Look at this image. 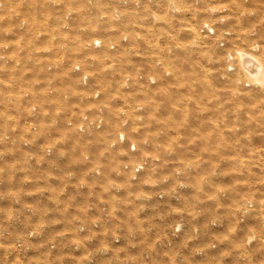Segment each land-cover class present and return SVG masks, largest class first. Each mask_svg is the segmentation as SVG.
<instances>
[{
  "label": "rangeland",
  "instance_id": "obj_1",
  "mask_svg": "<svg viewBox=\"0 0 264 264\" xmlns=\"http://www.w3.org/2000/svg\"><path fill=\"white\" fill-rule=\"evenodd\" d=\"M20 1L23 0H0V9L4 7V11H0V46L9 44L12 59L9 64L0 60V141L6 142L0 145V177L9 185H1L5 198L0 200V207L10 208L12 196L21 194L26 201L19 207L29 202L34 213H26L28 223L22 221L20 225L7 224L5 217L0 219V264H45L46 261H50L48 264H79L80 256L97 249L91 238L84 237V243H78L71 235L65 220L72 219L70 215L75 216L71 212H76L75 217L83 218L86 201H82L80 193L72 194L62 189L60 180L66 176L68 180L86 185L89 179L85 170H93L100 164L102 173L95 177V192L89 195V201L98 200L103 206L102 216L109 238L119 237L115 239L116 245L108 248L110 252L101 246L104 254H109L103 264H141V255L145 261L151 262L148 259L152 254L148 250L157 246L160 251L155 254L157 261L153 264H264V88L242 87L246 88L241 91L244 94H237L240 91L236 89L239 87L236 77L248 78L249 73L242 69L228 71L227 48L219 47L218 34L210 36L209 47L205 46V36L198 30L201 19L216 14L225 4L229 14L227 22L233 29L231 47L233 37L237 36L235 43L240 45L239 49L251 51L254 38L249 30L257 27L256 37L263 49L264 0H133L137 6L143 5V17L131 23L132 26L122 21L101 20V28L89 33L86 48V45L80 48L74 36L82 31L80 27L85 26L83 21L86 19L80 17L72 23L64 17L73 11L77 14L86 11L89 8L86 0H38L31 22L30 5L24 6ZM102 1L104 10H112L115 1ZM192 1L202 3L205 8L202 15L201 11L191 15L192 7L198 9ZM173 5L174 12L171 10ZM211 6L214 11L210 14ZM192 19L194 31L188 32ZM21 20L23 26L28 23L30 27L27 32L25 27L20 28L23 27L20 26ZM96 38L102 40L101 46L89 45ZM177 43H193L199 48L198 72L191 82L193 89H197L195 87H199L202 78L207 89L201 94L193 91L173 108L178 113L179 108L187 107L189 122L201 124L198 129H191L181 120L175 128L169 129L165 122L168 116L161 109L164 96L160 84L173 73L165 51ZM103 47L116 49L102 50L97 59V51ZM234 52L229 50L227 54L232 56ZM235 55L239 60L236 52ZM259 61L264 64L261 59ZM50 62L54 67L48 70L46 66ZM76 62H80L90 75L94 74L92 66L97 67L93 80L85 86V93L92 87L99 88V101L105 106L106 119L104 127L92 139L88 138L89 135H86L88 139L82 138L76 127L68 124L70 118L79 117L82 111H93L97 103L94 99L83 98L84 89L76 77L79 75L72 69ZM140 73H143L142 78ZM125 76L131 79L129 85L123 81ZM260 76L264 81L262 71ZM148 77H153L154 81ZM136 78L143 83L137 82ZM49 81L54 86L52 94L49 93ZM65 90L71 93L68 102L62 98ZM153 102H156L157 109L155 119L151 121L149 107ZM32 105H35L34 110ZM32 125L36 128L33 129ZM121 127L129 141L118 144L121 146L117 149L112 148L108 141L118 137ZM8 132L13 140L4 139ZM25 139L28 145H24ZM133 140L138 143L137 151L157 157L155 161L160 163L151 177L149 174L143 176V164L136 161V175L132 179L118 173L119 163H126L125 148L128 149ZM102 145H105L107 154L94 155L93 158L92 151ZM46 147H50L53 161L47 160ZM85 153H89L86 158ZM33 165L37 166L36 173L30 170ZM53 184L56 188H52ZM56 191L70 200L64 206L67 212L65 226L56 229L54 237L58 235L61 239L62 235L65 236L64 244L74 254L67 248L56 256L48 254L45 241L52 239L51 233L44 235L42 243L32 242V251L25 253L26 256L11 254L10 249L25 227L40 225L41 213L49 204L44 199L49 192L52 196ZM160 191L164 194L158 195ZM154 193L155 199L150 196ZM36 196L42 197V201L31 202ZM247 203L253 205L250 213L242 209ZM57 204L59 202L54 207L53 201L51 203L54 208ZM111 204L115 205L114 212L108 209ZM122 207L128 214L137 210L136 217L130 214L125 220L130 225L128 231H125L120 217ZM48 208L50 215L53 211L57 214V210ZM174 209L179 212L173 213ZM91 212L87 218L96 219L94 209ZM178 221L180 230L173 229V232L182 236H177L175 243H167V236ZM99 225L93 224L96 228ZM19 227L21 229L16 231ZM141 231L147 236L135 241ZM126 237H130V241H124ZM211 243L217 246L213 245L216 248L204 258L200 254L201 259H192V254L187 252L194 245L209 249ZM162 249H166L165 252Z\"/></svg>",
  "mask_w": 264,
  "mask_h": 264
},
{
  "label": "bare ground",
  "instance_id": "obj_2",
  "mask_svg": "<svg viewBox=\"0 0 264 264\" xmlns=\"http://www.w3.org/2000/svg\"><path fill=\"white\" fill-rule=\"evenodd\" d=\"M5 1H8V0H5ZM69 1L70 0H68L67 2H69ZM75 1H77V0H75ZM79 1H81V0H79ZM114 1H115V3L113 5V8H112V10H109V12H107L106 10L103 9L102 5L104 3L102 0H86V2L89 5V8H86V11H82L81 13H78V14H77V12L73 11V12H70V14L64 16L65 18L68 19L67 21H71L72 23H73V21L77 20V18H80V17H83L84 19H86L85 21H83L85 26L80 27V29L82 31H79L76 35L73 34L77 38V42H78V45L80 46V48L81 47L83 48L84 45H86V46H84V48L87 47V43L89 40V33H92L94 31H98L102 26V25H100V22L103 19H105L106 22L114 21V22L119 23L120 21H122L123 23H125L129 26H132L131 23L133 24L134 21H137L138 19H141L143 17L142 16L143 15V11H142L143 5L137 6L138 3L133 1V0L132 1H130V0H108L109 3L114 2ZM35 2H38V0L20 1V4H22L24 6H27L28 4L30 5L29 11L32 14L31 17L29 18L30 22L33 21V18H34V11H35L34 7L36 4ZM198 2L199 1H196V2L192 1V3L196 7H198V9L195 10V7H192L194 10L192 11L191 15H196L200 11H201L200 15H202V13L204 12L205 8L203 7L202 3H200V2L198 3ZM195 3H197V4H195ZM1 4H2V2H1ZM121 6L124 7V11H122V12H121ZM174 9H175V5H173L171 10L174 12ZM89 10L91 12H89ZM0 11L3 12L4 7L2 9H0ZM213 11H214L213 6H211L210 14ZM166 15L168 16L169 14L166 13ZM228 15L229 14H228L227 7L224 4L221 6L220 10H218L216 14L213 13V15H209L208 17H204L203 19H201V21L198 24L199 34L205 36V38H204L205 41H203V42L205 43V46H209V47H211L209 45L210 41H211L210 36L218 34V36H219V38H218L219 47L221 48V46L223 45V46H225V48H227V51L225 54V59L229 60V63H226V69L228 71H234V70L237 71L239 69H242V70H245L246 72L249 73L250 76H247L248 78H244L241 75L236 77L237 78L236 84H238L240 87V88L239 87L236 88L238 91H240L237 94H242L241 91L243 89H246V88H242V87L258 88L261 86V88L263 89L264 88V81H262L260 73H261V71L264 73V64L261 63L259 61V59H261V61L264 62V48L263 49L261 48L260 42L257 40V37H256L258 29H257V27H252L249 30V34L254 38L253 43H252V47H251V51L246 50V49L244 51H242V49H239L240 45H236V43H235L237 36L236 37L234 36L235 39L233 37L234 45L231 47L230 39L233 35V29L231 28V26L227 22ZM167 19H169V18H167ZM96 21H98V22H96ZM30 22H29V24H30ZM105 25L107 26V23H105ZM189 25L190 26L187 28L188 32L194 31L193 19L190 20ZM20 26H23L22 20L20 22ZM24 27H25V25L23 27H20V28H24ZM27 29H30V27H28V23L25 27L26 32H27ZM263 33H264V29H261V34H263ZM259 34H260V31H259ZM74 36L72 38L73 40H74ZM239 37H240V35H239ZM130 40H132V36L130 37ZM101 43H102V40L100 38H96V39H93L92 41H90L89 45H92L94 47H100ZM104 49L111 50V49L106 48V47L100 48L97 51V59H98V56H100L102 54L100 52ZM115 49H113L111 51H114ZM228 49L231 52L235 51L236 54H238L237 58L239 57L238 58L239 60L236 59L235 52L233 53L232 56H230V53L227 54V52L229 51ZM197 50H199V48L195 47V44H193V43H189V45L177 43L175 46H171L170 48H167V50L165 51L166 61L168 62L171 70L173 71V73L171 74V77L169 79H166L165 81L161 82V84H160L161 92L163 93V96H164V104H163L161 109H162L163 114L168 116L166 118L165 122L167 123L169 129L175 128L179 120H181L182 123L186 124L187 126H190L191 129H193V128L198 129L199 126L201 125V124H198V122H196V121L193 123L189 122L187 107L183 106L182 108H179L180 111L178 113H175L173 111V108L176 107V104L177 103L180 104L181 101L184 98H186V96L193 94V91H197L201 94V93H203V91L205 92V90L207 89L202 78L200 79L199 87H195L197 89H193L194 84L191 82V78L193 76H195L198 72V69H197L198 68L197 67V53H199V52ZM9 51H10V47H9L8 43H5L4 45L0 46V60L6 64L12 63V59L9 56ZM48 51H49V49L46 50V52H48ZM258 53H260L262 56ZM91 55L93 58V54H91ZM256 56H259L260 58L256 57ZM53 67L54 66H53L52 62L48 63L46 66V68L48 70H51ZM92 67H93L92 69H94V74H95V70L97 67L95 66V64ZM72 69L74 72H76L79 75V76H77L71 70V72L76 75V77L78 79V84L84 89L83 92L81 93V94H83V98L94 99L97 103H96V106L94 107L93 111L88 110V109L82 111L80 113L79 117L70 118L68 120V124H73L76 127V129L80 132L79 134L83 135L82 138L92 139L96 135L98 130H101L105 125V119H106L105 106L99 101V98H100L99 88L92 87L85 93V86L88 85L91 82V80H93L94 74L90 75L89 71L86 70L85 68H83V66L80 62L74 63L72 65ZM141 74H143V73L139 74L140 78H142ZM256 75H257V77H256ZM149 76H153V75H149ZM153 77H148V79L151 82H153L154 81ZM136 79H137V82L143 83V81L141 79H138V78H136ZM123 81L125 82V85H129V82L131 81V79L129 76L128 77L125 76ZM156 83L158 84V80ZM49 85L51 88L49 93L52 94L54 92L53 83H51L49 81ZM172 85H175V86H172ZM243 94H244V92H243ZM25 95H28V93L25 92ZM102 95L105 96L104 90H103ZM194 95H196V94H194ZM245 96L249 97L250 95H244V97ZM62 98L65 102H68L71 99L70 91L65 90L63 95H62ZM186 101L187 100H185V102H184L185 104H186ZM150 108L152 110L151 111L152 115L149 119L152 121L155 119V113H156V109H157L156 102H153V105L151 107H149V109ZM31 109L34 110L35 105H32ZM123 113L124 112L121 111V114H123ZM32 128L35 129L36 125H32ZM86 135H89V137ZM4 139L13 140V136L9 132L5 133ZM124 139H125V141H123ZM126 139H127V133L121 127L120 131L118 133V137L110 138L108 141V144H109V146H113L112 148L116 147V149H117V147L121 146L118 144H122V143L124 144L126 141H129V139H127V140ZM1 142L6 143L4 140H1L0 145H1ZM23 143H24V145H28V140L25 139L23 141ZM131 146H133V148H131ZM107 147H108V145H107ZM129 148L128 149L125 148L124 154L126 157L125 158L126 163H123V162L119 163V165L117 167L119 169L118 173L126 174L127 177H129V180L132 179L136 175V173H135V166L136 165L134 164L136 161L137 163L143 164V166H142V167H144L143 168V176L145 177L147 174H149L148 176L151 177L153 175L154 171L156 170L157 166L160 165L159 162L155 161L157 159V157H155V156L153 157V155L149 156L147 153H141L140 150L137 151L138 143L134 140L129 143ZM132 149H135V150L133 151ZM50 151H51L50 147H46V152L48 154L46 158L48 161H53V158H50L52 156V154H51L52 151H51V153H50ZM106 151L107 150H106L105 145H102L100 149H95L92 151V156H93V158H94V155H98V157L104 156L107 154ZM84 156H85V158L88 157L89 153H85ZM30 157H31V155H30ZM137 157H140V158H138V160H136ZM44 158H42V159L44 160ZM7 164H6V167H7ZM101 169H102V167L100 164L99 166H95L93 170H91V169H89V171L85 170L84 174L87 177V179H89L88 182L86 181V185L68 180V178L66 176H62V178L60 180V185H61L62 189H65L68 192H72V194H73V192L74 193L78 192L82 196V201H86L84 203V206H83V212H84L83 218L75 217L76 212H71V214H74L75 216L70 215V218H72V219H68V221L65 220V222L67 223V226L68 227L70 226L69 230H70L71 235L73 236L74 239L78 240L77 241L78 243H84L83 238L88 237V238H91L92 242H94L95 245H97V249H92L90 252L86 253V256H84V257L80 256L79 264H103V261H106L108 258V255H109L108 253L104 254L103 251L108 250V252H110L108 248H110V247L112 248L113 245H116L114 242L118 240L117 238H119L118 235L115 237L111 236L109 238L108 233L105 232L107 226H106V221H105L104 217L102 216L103 212H104L103 206H100L98 200L89 201V195H91L95 192V190L93 188V183L95 182V177H99L101 175V173H102ZM30 170L34 172L35 170H37V166L36 165L31 166ZM34 173H36V171ZM6 174L7 173H5V175ZM2 180L3 181H0V200L5 198V194L1 191L2 183L5 186H9V185H6L7 183H6V180L4 178ZM12 183H13V180H12ZM87 186H89V187H87ZM53 187L56 188L54 184L52 185V188ZM109 188L111 191H113L112 187H109ZM162 193H163V191H160V192H158V195H162ZM112 194L114 195L115 193L112 192ZM140 196L141 195H138L137 197H140ZM143 196L144 195H142V197ZM150 196L153 199H155L154 196H156V194L155 193L153 195L150 194ZM167 196H170V193ZM97 197H98V195H97ZM121 197H122V195H121ZM55 198H56V201H55ZM46 199L48 200L49 204H46V211H43L41 213V217L39 219L40 225L37 227H35L33 224L26 226L25 227L26 230H24L25 234L23 232L21 237L18 236L19 239H17L16 244H14V246L10 249L11 254L16 255L17 257H21L22 255L26 256L25 253L30 252V250L32 251V242L34 244L35 243H42L43 240L45 241V239H43V238H44V235L46 233H51L50 235L52 237V239L45 241L48 254L52 255V253H53L56 256L57 254L61 253V251L63 249L67 248L66 245L64 244L65 236L62 235L61 236L62 238L59 239L58 235L54 237V232L56 229H62L63 225L65 224L64 219H66L67 212L64 211V208H65L64 206L67 205L66 202L70 199L67 198V196L63 193H57V191H56L55 195L52 194V196H51V192H49V194L46 196V198L44 200H46ZM145 200H146V197H145ZM250 200H252V199H250ZM25 201H26L25 198L21 194H14L12 196V206L10 208L0 207V219L2 220V218L5 217V222L7 224H10L13 222V224H15V225L16 224L20 225L22 223V221L24 223H28V218H27L26 213L33 214L34 213V207L29 202H26L23 205V207H19L20 203H24ZM36 201H42V197L36 196L31 200V202H34V203ZM52 201L54 203V207H55V204L59 202V204H57V208H54L53 205H51ZM111 205H112V207H111ZM111 205H109L108 209L110 211L114 212V206L115 205L114 204H111ZM48 207H50L53 210H57V214H55V211H53V213L50 215V211H49ZM252 208H253V205L251 206V203H247L246 205H244V207L242 209H245L248 212L249 210L251 211ZM93 209H94V215H96L98 217L96 219L89 220L87 217H89L88 215H91V213H92L91 211H93ZM140 210H142V209H140ZM174 211H175V209L173 210V213H174ZM107 212H108V210H107ZM176 212L178 213L179 211L177 210V211H175V213ZM136 213H137V210L132 211L131 213L128 214L122 207V213H121L122 215L120 217L122 218V220L124 222L123 225L125 227V231H128V229L130 228L129 223H125L126 218H129L130 214H132L134 217H136ZM248 213H250V212H248ZM244 215L245 214H243L241 216H244ZM173 216H176V215H173ZM180 216H181V213H180ZM118 217H119V215H118ZM60 218H61V220L59 222H57ZM180 218L182 220V217H180ZM179 221L177 224H175L173 226V228H171L172 233L167 236V239H168L167 243H170V242L175 243L174 239L177 238L178 234L176 236V234H175L176 231L173 232V229L176 230V229H178V227H180L179 224L181 221L180 222ZM94 223L100 224L99 227L96 228L95 226H93ZM213 223H215V222H213ZM10 228L13 230L15 229L13 227H10ZM119 228L120 227H118V229ZM148 228H150V227H148ZM247 228H249V227H247ZM20 229L21 228L19 227L16 231H19ZM178 230H180V229H178ZM178 230H177V232H179ZM194 230H195V228H194ZM195 231H197V229ZM181 232L182 231H180L179 234H181ZM63 233H61V234H63ZM204 234H205V232H204ZM146 236H147V234L145 235V233L141 231L140 235L137 236L134 240L138 241L139 238L143 239ZM181 236H178V237H181ZM250 236H248L249 239H250ZM197 237H198V235H197ZM185 238H186V236H185ZM115 239H117V240H115ZM130 239H131L130 237H126L124 241L127 242V241H130ZM251 239H253V238H251ZM154 240L157 241V239H154ZM213 245L217 246V244L211 243L212 247H210V245H209V247H207L209 249H204V247L201 245H194L193 247H189L187 252L192 254V259H195V260L201 259L200 254H202V257L204 258V257H206V254L209 255V253L213 252L212 249L216 248V247H213ZM101 246L103 248L105 247L104 250H101ZM165 246L167 247L166 244H165ZM204 246H206V245H204ZM76 247H77V245H76ZM157 248H158V246L153 247L151 249V251L148 250V252L150 254H152V257L148 259V261L151 260V262L145 261L141 255V253L139 252V255H141V256H139L140 257V260H139L140 263L144 264V262H146L147 264H153L152 262H156L157 256L155 254H158L160 251V249H157ZM24 249H27V250L24 252H21ZM67 249H71V248H67ZM100 250L102 253L100 252ZM164 250H166V249H162V251H164ZM69 252L74 254L72 249L69 250ZM192 252L197 253V255L193 254ZM243 256H245V255H243ZM49 262L50 261H46L45 264H48ZM193 262H194V260H193ZM246 262L247 261H245L244 263H246ZM23 263H25V262H23ZM191 263H192V261H191ZM62 264H67V263L64 262Z\"/></svg>",
  "mask_w": 264,
  "mask_h": 264
}]
</instances>
